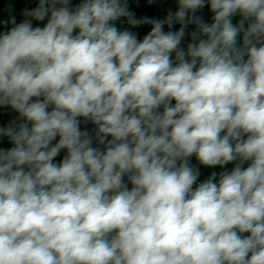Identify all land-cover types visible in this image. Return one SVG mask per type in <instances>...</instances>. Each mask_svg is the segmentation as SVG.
Here are the masks:
<instances>
[{"label":"clouds","instance_id":"obj_1","mask_svg":"<svg viewBox=\"0 0 264 264\" xmlns=\"http://www.w3.org/2000/svg\"><path fill=\"white\" fill-rule=\"evenodd\" d=\"M23 15L0 33V108L18 113L0 127V264H264V0ZM193 156L235 166L194 188Z\"/></svg>","mask_w":264,"mask_h":264},{"label":"rangeland","instance_id":"obj_2","mask_svg":"<svg viewBox=\"0 0 264 264\" xmlns=\"http://www.w3.org/2000/svg\"><path fill=\"white\" fill-rule=\"evenodd\" d=\"M0 1L2 3L3 11L10 16L9 21H11V19L14 17L17 24L22 22L26 18L23 15L24 10H32V7L35 3V0H0ZM134 1L135 0H127L129 7L134 3ZM165 1L167 4L164 3ZM81 2H82V0H70V5H71V7L74 8L77 4H79ZM156 8H157L158 12L161 14L162 18L164 19V17L167 15V13L169 11H172V12L176 11L177 0H159ZM172 8H174V9L171 10ZM196 15H197V13H196ZM197 16H200L203 19V16H206V14L203 13V14L197 15ZM240 19H241V17L239 15L234 16L233 17V23L234 24L238 23ZM115 23H116L118 28H121L122 30L127 28V29L133 31L134 33H136L138 37L142 34V26H139L136 28H131L126 22H123L122 20L117 21ZM208 23H209V20H208ZM11 27H13V25L11 23H9L8 30ZM241 37H242V35H241ZM89 132H90V134L94 135V129L89 130ZM94 146H95V142H94ZM190 164H191V166L199 168L200 175H199L197 181H200V182L205 181L211 175L212 172L217 173V180H218L220 172H222V171L230 172L233 169V167L235 166L234 163H229V164L225 165L223 168H221L220 166L205 167L199 163V161L196 159L195 156L190 158ZM247 166H248L247 163H245L243 165V167H247ZM125 182L127 183V177H125ZM131 187H132V185L129 183V188H131ZM193 187H196V185H194Z\"/></svg>","mask_w":264,"mask_h":264},{"label":"trees","instance_id":"obj_3","mask_svg":"<svg viewBox=\"0 0 264 264\" xmlns=\"http://www.w3.org/2000/svg\"><path fill=\"white\" fill-rule=\"evenodd\" d=\"M159 0H152L151 3H149V0H135L134 3L129 7L130 11H132L136 18H141V17H149V18H155V19H163L161 14L158 12L156 5ZM39 0H35V3L32 7L34 9L35 7L38 6ZM209 6H205L203 9L199 10L197 12V15H201L205 12H209ZM237 16V15H236ZM47 20V18L45 19ZM123 21V18L121 19ZM142 26V34L138 37L139 39H142L144 35H146L150 30H151V25H141ZM180 27L179 24H176L173 26L171 29L172 31L178 30ZM195 29V25H189L188 28L186 29V36L184 41L182 42L181 47L186 48L187 43L190 41V34L193 30ZM165 31H168L167 25H165ZM90 122H85L83 118H81V128H83L85 125L89 124ZM12 147L11 143L9 141H0V148L7 149ZM63 154H65V151L62 150L60 155L56 158V161H59L62 159ZM244 236H247V233L242 234Z\"/></svg>","mask_w":264,"mask_h":264},{"label":"built area","instance_id":"obj_4","mask_svg":"<svg viewBox=\"0 0 264 264\" xmlns=\"http://www.w3.org/2000/svg\"><path fill=\"white\" fill-rule=\"evenodd\" d=\"M10 20V16L3 11L2 3L0 1V33L6 32L8 30L9 23H5ZM45 21H33V26L43 27ZM18 118V113L13 111L11 108H0V127L8 125L12 120ZM0 141H8L7 138L0 139ZM201 182H197L196 186ZM195 188V187H194Z\"/></svg>","mask_w":264,"mask_h":264},{"label":"crops","instance_id":"obj_5","mask_svg":"<svg viewBox=\"0 0 264 264\" xmlns=\"http://www.w3.org/2000/svg\"><path fill=\"white\" fill-rule=\"evenodd\" d=\"M165 4L166 1L164 2ZM157 7V5H156ZM174 8H172L171 10H173ZM166 13V12H165ZM206 16H203V21L208 23V20H209V24L212 22V16H213V13H211L210 11L209 12H205ZM240 41H242V37H240ZM94 125H92L91 123L85 125L83 128H81L82 130H93L94 129ZM197 182H200V181H197Z\"/></svg>","mask_w":264,"mask_h":264}]
</instances>
